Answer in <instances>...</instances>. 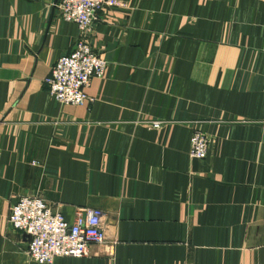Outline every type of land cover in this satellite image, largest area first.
<instances>
[{
    "label": "crops",
    "instance_id": "obj_1",
    "mask_svg": "<svg viewBox=\"0 0 264 264\" xmlns=\"http://www.w3.org/2000/svg\"><path fill=\"white\" fill-rule=\"evenodd\" d=\"M56 1L0 0V264H37L9 223L35 196L106 215L105 244L52 264H264V0H118L84 106L44 82L81 36Z\"/></svg>",
    "mask_w": 264,
    "mask_h": 264
},
{
    "label": "built area",
    "instance_id": "obj_2",
    "mask_svg": "<svg viewBox=\"0 0 264 264\" xmlns=\"http://www.w3.org/2000/svg\"><path fill=\"white\" fill-rule=\"evenodd\" d=\"M116 0H60L56 8L66 22L78 25L80 39L73 52L60 58L46 80L52 98L60 105L81 106L89 100L85 89L93 77L105 73L107 62L89 41L92 27L105 7ZM153 122L151 128H160ZM211 139L201 129L192 135L190 157L205 160ZM9 223L30 239L28 253L39 264H51L58 257L87 258L93 246L107 241L106 215L100 209H81L70 224L62 213L49 207L40 197H23L11 208Z\"/></svg>",
    "mask_w": 264,
    "mask_h": 264
},
{
    "label": "rangeland",
    "instance_id": "obj_3",
    "mask_svg": "<svg viewBox=\"0 0 264 264\" xmlns=\"http://www.w3.org/2000/svg\"><path fill=\"white\" fill-rule=\"evenodd\" d=\"M117 1V5L116 6H112V7H105L104 9H102V11H100V12H103V11H105V9H111V8H114V7H117L118 5H119V2H118V0H116ZM59 3H60V0H57L56 1V3H54V7H55V10H56V13H57V16L62 20V21H64L61 17H60V14H59V11H58V9L56 8V5L58 6L59 5ZM98 21V20H97ZM96 21V22H97ZM66 22V21H65ZM96 22L94 23V25L96 24ZM68 23H72V22H68ZM75 24V23H74ZM77 25V24H76ZM94 25H93V27H92V32H91V35H90V37L92 36V34H93V31H94ZM78 26V25H77ZM78 29H79V27H78ZM80 31V30H79ZM90 39V38H89ZM90 41V40H89ZM91 43V42H90ZM91 46L93 47V49L96 51V52H98V53H100V54H102L103 55V57L105 58V53H106V51H105V49H100V50H97L92 44H91ZM73 52V51H72ZM71 52V53H72ZM71 53H69V54H71ZM68 54V55H69ZM65 56H67V55H65ZM64 57V56H63ZM62 58V57H61ZM59 60V59H58ZM105 61L107 62V66H106V70H105V73L102 75V76H100V77H97V76H95V77H93L92 78V80L94 79V78H100V79H104L105 77H106V74H107V70H108V65H109V63H108V61L106 60V58H105ZM57 63V62H56ZM56 65V64H55ZM55 65L52 67V70L50 71V74L46 77V79H45V85L47 86V84H46V80L51 76V74H52V71H53V69H54V67H55ZM92 80H91V82H92ZM91 82H90V85H91ZM90 85H89V87H90ZM88 87V88H89ZM47 88H48V86H47ZM88 88H86L85 89V92L87 93V89ZM48 90H49V88H48ZM50 93V92H49ZM51 95V94H50ZM88 95V94H87ZM52 97V96H51ZM88 97H89V100L86 102V103H84L83 105H81V106H84V105H87V104H89V103H91V102H93L94 101V99L93 98H91L89 95H88ZM53 101L56 103V101L53 99ZM60 105V104H59ZM69 106H73V105H69ZM209 137V136H208ZM35 197H39V196H35ZM23 198V197H22ZM21 199V198H20ZM49 206V205H48ZM50 207V206H49ZM52 208V207H51ZM12 213V211H10V214ZM9 217H10V215H9ZM106 231H107V228H106ZM29 242H30V239H29ZM29 242H28V244H29ZM105 244V243H104ZM27 254L29 255V253H28V248H27ZM29 257H30V255H29ZM59 258V257H58ZM30 259L33 261V262H35V260L32 258V257H30ZM57 259V258H56ZM55 259V260H56ZM54 260V261H55ZM35 263H37V262H35ZM37 264H39V263H37ZM52 264V263H51Z\"/></svg>",
    "mask_w": 264,
    "mask_h": 264
}]
</instances>
